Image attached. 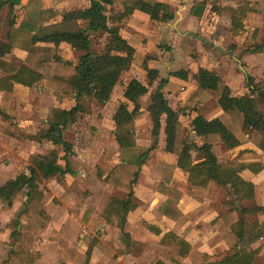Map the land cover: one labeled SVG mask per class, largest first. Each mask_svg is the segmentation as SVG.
Returning <instances> with one entry per match:
<instances>
[{
    "label": "trees",
    "instance_id": "16d2710c",
    "mask_svg": "<svg viewBox=\"0 0 264 264\" xmlns=\"http://www.w3.org/2000/svg\"><path fill=\"white\" fill-rule=\"evenodd\" d=\"M22 0H0V11L8 9L10 30L7 33L8 42L0 44V89L12 91L14 84L33 87L44 80L45 85L62 97L76 98L77 103L70 109L51 107L47 118V127L42 128L31 139L36 141L48 140L58 147L52 148L46 155H38L30 167V174L21 173L0 186V206L13 207L17 200L22 203L15 212L10 223L11 236L19 240L22 220L41 230H46L49 218L45 211L36 212L31 204L41 201L43 192L39 182L42 179L65 176H75L80 171L79 162L73 156V144L64 137V131L72 130L74 124L80 120L85 106L82 99L96 100L105 104L111 97L115 86L120 82L122 73L128 70L132 63L136 49L121 34L123 20L140 10L156 22H169L175 18V13L168 2L163 0H89L87 8H78L62 13V23L66 28L54 30H40L31 33L24 43L27 56L23 64L15 60L7 61L3 57L11 52L18 36L16 26V6ZM204 7L197 6L193 13L200 15ZM251 8L243 5L238 8H228L232 12L231 31L233 36L245 29L244 18ZM59 12L54 8L42 9L40 20L46 22ZM79 20L85 25H80ZM105 34L106 41L99 52L92 49L95 35ZM69 42L75 50L83 52L75 60H69L65 51L58 45ZM53 43L55 45H43ZM249 50V49H248ZM264 51V41L251 52ZM250 52V51H248ZM150 82L158 77V71L148 67ZM171 76L182 79L188 78V70L180 69L170 73ZM248 93L235 95L226 81L214 70L200 66L198 71L197 88L192 93L186 105L175 110L165 97L162 86L166 81L162 79L158 88L151 95V103L142 109L140 99L145 94V86L133 79L127 85L124 97L134 106L128 107L121 102L113 114L115 122L114 134L120 145L122 162L115 165L105 180L111 185L128 192L126 199L113 197L106 209L105 219L95 220L94 228L104 221H112L117 217L118 227L122 231V239L126 246L131 245L135 237L144 238V234L136 228L129 227L128 214L138 208L134 185L137 183L142 166L145 164L151 147H144L137 142L136 120L150 116L153 123L152 134L158 137L162 127V116L171 120V127L166 136V151L177 155V164L172 165L158 161L156 167L163 181L156 183V189L168 196L161 208L164 215L177 221L176 229L166 233L161 242L163 244L176 243L179 254L190 258L196 264H255L260 253V247H253L264 235V204L247 202L256 197L255 184L245 180L240 173L250 169L259 173L264 166L261 163H224L214 151L216 144H224L233 149L245 141H251L260 149H264V79L256 81L254 76L245 73ZM208 91H213L217 107L207 115L197 114L191 120L192 130L200 139L199 142H189L184 136V125L180 115L186 114ZM220 112L218 115L214 116ZM214 116V117H213ZM60 147L64 155L61 156ZM10 148L0 140V155ZM196 149L200 160L193 159L192 151ZM64 160V165L59 160ZM181 168L188 174V181L193 186L207 187L214 181L222 187H228L233 199L229 201L227 211L222 215L223 224L219 229L222 239L232 249V253L221 260L208 261V256L193 247L183 236L177 235L181 225L182 212L178 208L183 194L170 184L175 168ZM258 215L254 221L250 216ZM156 233L160 231L151 226ZM99 232V231H98ZM57 230L53 229L49 239L57 243L62 251V260L78 262L81 254L61 242L57 237ZM96 242V241H95ZM91 245V248L95 245ZM142 264H150L143 262ZM153 264H165L157 261Z\"/></svg>",
    "mask_w": 264,
    "mask_h": 264
},
{
    "label": "rangeland",
    "instance_id": "374dc122",
    "mask_svg": "<svg viewBox=\"0 0 264 264\" xmlns=\"http://www.w3.org/2000/svg\"><path fill=\"white\" fill-rule=\"evenodd\" d=\"M28 1L29 0H24L22 2L25 6L21 9L17 6L18 18L16 25L18 26V36L14 42L15 48L6 57L9 60H15L19 65L23 64V59L26 53L24 43L28 40L31 33L38 32L41 29L54 30L58 28H66L61 22V15L52 17L46 22H42L40 20L42 9L53 7L58 11L65 12L71 9L84 7L88 4V0H68L63 3L59 0H30L29 3ZM219 1L221 0H214L213 5L219 7ZM194 2L198 3L199 1L194 0ZM237 2L242 3V0H238ZM174 3L175 18L172 22L174 21V25H177L183 23L184 17L182 13L185 12V5L183 0H174ZM251 3L252 7L255 8V11L248 14L245 19L246 27L238 35L233 36L231 32H227V24L231 22L230 18L222 19L219 22V25L223 27L220 33L223 42H219L217 45L223 47L225 51H232L229 53L230 55L227 56L225 63H220V65H222L221 68H223L224 72L229 73L231 77L233 76L230 73L236 75L237 79L234 78L236 83L234 91H237V95H243L249 91L248 87L245 85V75L243 77L244 70L250 75H253L256 81L264 79V51L256 53L251 52L258 44H261L264 41V0H252ZM211 14L212 13L207 14L205 12L204 19L213 28L218 22L215 17L211 16ZM226 15L230 17L229 12H226ZM8 21V9L0 11V43L7 41V33L10 30ZM186 23L188 26L182 29H188L187 35H192L193 38L199 36L207 42H211L210 40H207L213 39L212 30L207 29L208 24H203V26L206 27L204 32L201 22L199 23L196 22V20H188ZM80 25H85V23L81 22ZM209 34H211L212 37L209 38ZM105 40L106 38L103 34L95 35L93 38L94 45L92 49L97 52L101 51L105 45ZM185 41L186 40L183 41L184 44L189 43V41ZM156 45H158L157 48L164 53L173 50L172 44L167 39L159 40V43ZM204 45L207 49H211L214 56L219 55V53H216L215 51L214 44L204 42ZM60 46V48L65 51V56L68 59L75 60L77 55H80L75 53V50H73L68 43H61ZM195 52L193 51L192 54L194 55ZM80 53L82 54V52ZM248 54H253V56H249ZM177 60H179V58H177L176 55H173L172 63L166 68L164 67L163 71L167 73L171 69H180ZM184 66L185 65L182 64L180 67ZM132 75H134L135 78L145 86L146 92L141 98V103L143 108H147L151 103V93L153 92L155 84H149L150 78L148 72L144 69V66L143 69L136 68V72ZM127 81L128 79L121 78L107 106H102L94 99H82L80 101L84 104L85 111L80 120L73 126V129L66 130L64 133L65 138L73 144V156L79 161L80 171L78 175H75L74 177L60 176L58 178L42 180L40 183L41 188L46 192L45 198L41 203H33V206L35 209H44V206H46L49 209L55 210V213H58L59 217L63 218L65 221V223L62 224L64 225L63 235L65 236L70 232L78 233V231L86 226L75 219L78 211H84L82 219L83 221H86L85 218L88 216L87 214L91 215L94 211H96L98 215L101 214L112 196L123 195V192L107 185L99 176V173L114 167L116 163L121 161L122 155H120L119 147L113 138L112 121L110 116L115 106L118 105V102H121L124 92V90L122 91L121 89ZM158 81L156 82L158 83ZM42 83L43 82L30 88L14 86L11 98L4 102L0 101V108L9 116V118H6L0 114V134L12 145H8L10 148L0 156V186L21 173L30 174V167L33 160L36 159L38 155L50 152L51 148L49 143L32 141L31 137H29L30 134H36L42 128L47 126L46 117L49 108L54 105L70 107L77 103V100L74 98L56 96L50 87L43 85ZM174 83L176 82H173V87L170 86L172 90L169 92L170 95L168 100L173 107H178L181 105L184 97L179 96L180 93L174 88L176 87V84ZM193 83L194 81H191L186 87L191 86ZM0 100H3L2 94H0ZM212 106V104L207 103L205 108L202 107V110L208 112V109ZM182 121L187 127L184 135L190 142H197L198 140L195 133L190 130L191 124L189 119L185 117ZM170 123L171 120L166 116L162 122V133L163 128L164 131H166L168 126H170ZM138 127H140L138 133L140 143L148 147H155V149L151 151L153 160L148 163L140 177V183L143 184V187L142 185L139 187L145 192H151V186L153 184L155 185L156 181L159 179L158 174L152 169V165H154L156 161L155 159L164 156V145L160 138L158 139L153 136V127L150 118L140 119L138 121ZM244 148H247V152L243 154L242 157L237 156L238 152L226 151V149L220 145H217L214 150L217 153L219 160L224 163L233 162L239 164L241 161H244L246 163L253 162L264 165V149H260L251 141H249ZM60 149L64 155L63 148L60 147ZM193 157L198 160L200 159L201 154L194 149ZM62 163H64L63 160ZM246 172L245 177L252 179L256 183L257 193L254 201L247 202V205H250L251 203L263 204L264 169L257 175H254L250 170H246ZM175 175V186L184 192L182 205L185 209L188 208V236L193 237V242L196 246L201 248L208 247L206 253L209 255L210 259L218 260L222 258L225 253H229L230 250L219 242L220 239L215 235V224L218 221V217H220V215H222V213L229 207L230 199L232 200L234 198L229 192L230 189L218 184L217 186H209L206 188L192 186L186 182V178L181 171L177 172V174L175 172ZM74 213V216H69V214ZM14 214L15 210L12 208H0V226H4L0 228V264L6 262L4 259L10 255L11 251H15V247L18 250L27 253V251H30V247H32L37 241L34 240L31 231H27L24 234V237H20L18 243L10 239L8 236L10 231L5 227L15 217ZM257 218L259 219L261 216H250V220L253 221ZM157 225L161 227L160 224ZM104 229L107 238L116 237L118 235L117 229L115 230L110 227H104ZM66 230L70 232H66ZM198 236L202 237V241L198 242ZM90 239L91 238H88L86 240L87 245ZM149 243L151 245L143 244L142 246H136L134 244L133 249L136 248L137 252L133 253V256L144 252L146 256L149 257L148 260L154 262L159 259V254H163L164 257L173 262L172 259H174L173 255L175 254V250H162L159 246L162 244L159 243L157 236H150ZM86 247L87 246H82L81 249H85ZM263 249L264 240L255 264H264ZM48 251L53 257V251L50 248H48ZM96 253L97 257L99 256L101 259L99 264H102L104 256H108V254L105 252L103 253L99 249ZM138 256L140 257V255ZM54 263V261L50 262V264Z\"/></svg>",
    "mask_w": 264,
    "mask_h": 264
},
{
    "label": "crops",
    "instance_id": "0c3cea01",
    "mask_svg": "<svg viewBox=\"0 0 264 264\" xmlns=\"http://www.w3.org/2000/svg\"><path fill=\"white\" fill-rule=\"evenodd\" d=\"M23 1L24 0H22L21 3L19 5H17V6H19L18 8L21 9L23 6H25L22 3ZM29 1H28V3H29ZM59 1L61 3H63V2L68 1V0H59ZM163 1L168 2L171 6V9L174 11V9H175L174 0H163ZM183 1H184V5H185L184 6L185 12L182 13L184 20H183V23H181V24L174 25V21L172 22V20L169 22H156V21H153L148 14H146L140 10H136L132 15H130L129 17H127L126 19L123 20V24H122V28H121V34L123 35V37L131 45H133L136 49V52H135L134 58H133V63L131 65V67L122 73L121 78L128 79V81L124 83L121 90L122 91L124 90V92H125V89H126L127 85L129 84V82L132 81L133 79H137V78H135L134 75H132L136 72V68L137 69H140V68L143 69L144 63H147L148 67H150L152 69H156L159 73L158 77L153 82L149 81L150 85H152L153 83L155 84V87L153 88V92L158 88L161 80L165 79L166 81L163 83L162 91L168 100L169 95H170L169 92L172 90L171 87H173L172 84L174 81L176 82V83H174V84H176V87H174V88L180 93L179 96H183L184 99H182L183 101L181 102V105H179L178 107L177 106L173 107L169 102V104L175 110H179L182 107H184L186 105V102L189 100L192 93L194 92V90L197 88L198 71H199L200 66H203V67H206V68H209V69L216 71L226 81V83L231 87L233 94L237 95L236 94L237 91H234L235 90L234 87H236V83H235L234 78H236V75L233 73H230L233 76V77H231L229 75V73L224 72L223 68H221L222 65H220V63H225L227 56H229L230 55L229 53H231L232 51H229V50L225 51L223 49V47H219L217 45V43L219 44V42H223L221 39V36H220L221 30L223 27H221L219 25L220 24L219 22H220V20L227 19V18H230V21L232 20V12L229 11L227 8H238V7L243 6V5H248L251 9L247 11V16L249 13L255 11V8L252 7V3H251L252 0H242V3L237 2L238 0H221V1H219V5H220L219 7L217 5H213L214 0H198L199 1L198 3H195L194 0H183ZM258 1H261V0H258ZM87 3L88 4L86 6L80 7V8L84 9V8L89 7L90 1L88 0ZM17 6L15 9L16 15L18 14ZM197 6L204 7L203 12L200 15L193 13V9H197ZM48 8H53V7H48ZM48 8H45V9H48ZM75 9H78V8H75ZM55 10H57V9H55ZM71 10H73V9H71ZM68 11H70V10H68ZM58 12H59L58 16L61 15V20H62V18H63L62 13L63 12H61V11H58ZM205 12L207 14L212 13L211 16L215 17V19L218 22V24L215 27L212 28L208 24V22L205 21V19H204ZM226 12L230 13V17H228L226 15ZM174 13H175V11H174ZM246 17L244 18V22H245ZM17 18H18V15H17ZM188 20H196V22H199V23L201 22L202 28L204 29V32H205L206 27L203 26V24L207 22L206 23V24H208L207 29H209V30L211 29L212 33H213V35H212L213 39H207V40H210L211 42H207L205 39H203L202 37H199V36H197V38H193L192 35H187L188 29L183 30L182 28H186L188 26L186 23ZM79 22L81 24V22H84V21L79 20L78 23ZM229 25H230V27H229ZM245 27H246V24H245ZM227 32L228 33L231 32V34H232L231 22L227 24ZM99 34H102V33H99ZM103 35L105 36V38L107 37L105 34H103ZM212 36H211V34H209V38ZM162 39H167L172 44L173 50L171 52L169 51V52L164 53L157 48L158 45H156V44L159 43V40H162ZM184 40L189 41L190 44L189 43L184 44L183 43ZM5 42H8V38H7V41H5ZM204 42L209 43V44H214L215 45L214 48L216 49L215 51H216V53H219V55L214 56V53H212L211 49H207L205 47ZM61 43L70 44L69 42L62 41L59 43V45H58L59 47H61L60 46ZM43 45H55V44L44 43ZM71 47H72V45H71ZM14 48H15V46H13V48L11 49V52ZM72 49L75 50L73 47H72ZM155 49H156V51H155ZM195 50H196V52H195ZM193 51L195 52L194 55L192 54ZM11 52L6 54L3 58L7 61H13V60H9L6 58ZM25 52L26 53H25L24 59L27 56V51L25 50ZM80 52L81 51L75 50V53L81 54ZM252 53H256V52H252ZM82 54H83V52H82ZM173 55H176L177 58H179V60H177V63H179L180 66L182 64L185 65L184 67L179 66V68L188 70V78L187 79H182V78L170 75V73L177 71V70H180V69H177V68L171 69L167 73H165L163 71L164 67L166 68L168 65H170V63H172V56ZM248 55L253 56V54H251V55L248 54ZM69 60H72V59H69ZM134 67H136V68H134ZM245 72H246V70L243 71V77H244ZM240 78H242V77H240ZM156 81H158V83ZM191 81H194V83L191 86L186 87L188 84H190ZM41 82H43L42 84L45 85L44 80L40 81L39 83H41ZM39 83L35 84L34 86L38 85ZM245 85H246V83H245ZM14 86H23V87L30 88L28 86H24V85L19 84V83H15ZM117 86H118V84L115 86L113 93L111 94L110 99L105 104H102V106H107V104L110 102ZM246 87H247V85H246ZM15 88H17V87H15ZM13 89H14V87H13ZM180 90H181V92H180ZM12 92H13V90L8 91V90H1L0 89V94L3 95V100H0V101L4 102V101L10 99ZM124 92L122 95L121 102H126L128 104V107L130 109H132L134 105L124 97ZM54 93L56 96H60L56 92H54ZM152 93H151V95H152ZM74 99L76 100V98H74ZM121 102H118V105ZM140 103H141V99H140ZM207 103H210L213 106L208 109V112H205L202 110V107L205 108V105ZM118 105H116L115 108L113 109L110 118L112 121L113 138H114L117 146L119 147V151H120V145H119L118 141L116 140V137L114 134V130H115L116 126H115V122L113 120V114H114L116 108L118 107ZM141 106H142V103H141ZM52 107H61V108H65V109H70L72 106L63 107V106H59V105H54ZM216 107H217V102L213 97V91H208L192 108L187 110L186 114L180 115V121H182L183 118L186 117L189 119L190 124H191L192 118H194L197 114H199V113H201L203 115L210 114ZM142 109H146V108H143V106H142ZM49 110H50V108H49ZM49 110L47 113L46 122H47ZM219 113L220 112H218L214 116L218 115ZM0 114L6 118H9V116L6 115V113L3 112V109H1V108H0ZM82 114L83 113H81L80 118H81ZM165 117H166V115L162 116V122H163V119ZM143 118H150L151 119L150 116H146ZM143 118H140V119H143ZM140 119L136 120L137 137H138L139 128H140V127H138V121ZM151 121H152V119H151ZM182 123H183V121H182ZM183 125H184V134H185L187 127H186L185 123H183ZM47 126H45V127H47ZM152 127H153V123H152ZM170 127H171V123H170V126H168V128L166 129V131H164V128H163V133L160 131V134L157 137L158 139L160 138V140L162 141V143L164 145V156L160 157L159 159H155L156 161H155L154 165H152V169L158 174V177H159V179L156 181V183L158 181L164 180V178L162 177V175L160 174V172L158 171V169L156 167V163L158 161H163V162H166V163H169L172 165L177 164V155L170 153V152H167L165 149V147H166V136L170 130ZM161 129H162V127H161ZM190 130H192V125L190 127ZM192 132H193V130H192ZM64 133H65V131H64ZM32 135H35V134H30L29 137H31ZM196 138H197V136H196ZM0 140H2L6 145L12 146L9 141H7L5 138H3L1 136V134H0ZM197 140H198L197 142L200 143V139L197 138ZM32 141H36V140L32 139ZM36 142H47V143H49L51 149L58 147V145H55L51 141H48L46 139L43 141H36ZM137 142L141 146L148 147V146H145V145L140 143L139 137L137 138ZM248 142L249 141H245L243 144H241L240 146L233 148V149H228L222 143L216 144L214 146V148L217 145H220V146H223L226 149V151L238 152L237 156L242 157V155L247 152V148H244V147ZM153 149H155V147H153V148L151 147V151ZM7 150L8 149H6L1 155H3ZM151 151L149 153V157L147 158L145 164L142 166V169H141V172L139 174L137 183H135V185H134L135 197L137 198L139 206L136 210L131 211L128 214L129 227L136 228L138 231L143 233L144 234L143 236H145V239L135 237L134 239H132L131 245L126 246L125 242L122 239V237H123L122 231L117 225V223H118L117 217H115V216L112 217V219H111L112 221L104 220L98 226L97 229L94 228V226L96 225L94 219L95 220H100V219L102 220V219L106 218L105 217L106 209H107V207H108V205H109V203L113 197H118L121 199H126L128 197V192L126 190L115 187L105 180V177L111 171V169L113 168L112 167V168H109V169L102 171L100 173L98 172L99 176L102 178V180L107 185L114 187V189L116 188L120 192H123V195L122 196H119V195L118 196L117 195L112 196L101 214L98 215V213H96V211L92 212L91 215L87 214L88 216L86 215L87 217L85 218L86 221H83V219H82V217L84 216V211H82V212L78 211L77 216H75V219L78 220L79 223L81 222L86 226L84 228H82L80 231H78V233H76V232L71 233L70 231L66 230V232H70L67 236L63 235L64 225H62V224H64L65 221L63 218L59 217L58 213H55V210L49 209L46 206H44L45 207L44 209H41V208L35 209L34 208L33 203H35V202L41 203L42 201H44V198H45L46 192L40 186V189L43 192V198L41 201L32 202L31 207L36 212H40V211L46 212V214L49 218L48 227L46 230H41L37 227L30 225L26 220H22V225L20 227V231H21L20 237L21 238L24 237V234L27 231L28 232L31 231V235H33L34 240H37V241L35 242V244L32 247H30V251H27V253H25L24 251H20L15 247V251H11L10 255H8L4 259L6 261L4 264H50V262H52V261L55 262L54 264H96V263L99 264L101 259L99 258V256L97 257L96 251L98 249L101 250L103 253L105 252L108 254V256H104L102 264H142L143 262L153 264L157 261H163L165 264H196L190 258L181 256L179 254V247L176 243L163 244L161 242L163 236L166 233L175 230L176 226H177V221H175L172 218L164 215L161 211V208L165 205V203L168 199V196L166 194H164L163 192L157 190L155 188L156 184L155 185L153 184L151 186V192H145L139 188L140 185H142V187H143V184L140 183V177L143 174V171H144L145 167L148 165V163H150L151 160H153V158L151 156V153H152ZM46 154H48V153H46ZM46 154H41V155H46ZM62 155L63 154L61 152V156ZM192 155H193V151H192ZM122 158L123 157H121V161L119 163L122 162ZM193 159L195 161L200 160V159L196 160L194 157H193ZM62 160L63 159H60L59 163L61 165H64V163H62ZM63 162H64V160H63ZM119 163H116L115 165H117ZM240 163L250 164L253 162L246 163L244 161H241ZM246 170H250V169L242 170L240 175L245 180L252 181L255 184V192H256V183L252 179L245 177L246 173H247ZM180 171L185 176L186 182L189 183L188 174L185 171H183L181 168L176 167L175 171L173 173V177L171 179V182L169 184L173 188H175L176 190L182 192V194H183V196H182V198L178 204V208L182 212V216H181L182 221H181L180 228L177 231V235L183 236L187 241L190 242V244L193 247H195L198 250H200L201 252H204L205 254H207L206 252L208 250V247L207 248H201V247L196 246L195 243L193 242V237L188 236V234H187L188 225H189L188 208L185 209L182 205L183 198H184V192L175 186V179H174L176 176L175 172L177 174V172H180ZM30 172H31V170H30ZM251 172L254 175H257L260 173V172L254 173L253 171H251ZM66 176L74 177L70 174H66L65 176H61V177H66ZM54 178H58V177H54ZM50 179H52V178H50ZM42 180H47V179H42ZM41 181L39 182V185H40ZM209 186H217V183L212 181L209 183V185L207 187H209ZM201 188H206V187H201ZM256 196H257V193H256ZM157 201H159V202H157ZM252 201H254V199ZM21 203L22 202L20 200H17L15 202V204L13 205V207H9V208L14 209L16 212V210L21 205ZM257 204H259V203H257ZM263 204H261V205H263ZM3 207H8V206H3V205L0 206V208H3ZM227 209H226V211H227ZM226 211H224L222 213V215ZM74 215H75V213L69 214V216H74ZM222 215H220V217H218V219H217L218 221L215 224V228H216L215 229L216 230L215 235H217V237L220 239L219 242H221L222 245L226 246L227 249L230 250L229 253H227V254L225 253V255L222 257V258H224L225 256L231 254L233 251L227 245V243L222 239V237L219 233V229L223 224ZM14 216H15V214H14ZM263 220H264V217L261 219V221H263ZM10 223L8 225H6V227H5L10 231V234L8 236L10 237L11 240H14L15 242L18 243L19 240H16L14 237L11 236L12 228L10 227ZM157 224H160L161 227ZM151 226L158 229L160 231V234L156 233L157 231L153 230L151 228ZM2 227H4V226L1 225L0 228H2ZM104 227L114 228L115 230L117 229L118 230V235L116 236L117 238L116 237L107 238L105 235ZM164 227H167V228H164ZM53 229L57 230L56 237L61 242H63L64 244L68 245L69 247L73 248L74 250L78 251L81 254V257L79 258L78 262H69V261H63L62 260V251L58 248L57 243L55 241H52L49 239V235ZM150 236L151 237L152 236L158 237L159 243L162 244V245H159L162 250H164V251L168 250V249L169 250H172V249L175 250V252H174L175 254L173 255L174 259H172L173 262L168 260V258L164 257L163 254H159L160 255L159 259L154 261V262L148 260L149 257L146 256V254L144 252H142L140 254H136V256L135 255L133 256V253L137 252L136 248L133 249L134 244L136 246H138V245L142 246L143 244L151 245L149 243ZM88 238H91V239L87 245L86 240ZM197 240H198V242L202 241V237L198 236ZM263 240H264V235L257 242H255L253 247H262ZM94 242H95V245L91 248V245ZM82 246L83 247L87 246V247L85 249H81ZM48 248H50L53 251V253H54L53 257L50 255L51 253L48 251ZM47 251L49 254L47 253ZM138 255H140V257ZM207 256H208V261H217V260L210 259L208 254H207ZM51 258H52V260H51ZM222 258H220L218 260H221Z\"/></svg>",
    "mask_w": 264,
    "mask_h": 264
}]
</instances>
